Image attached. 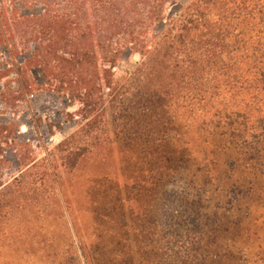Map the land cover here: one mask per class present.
<instances>
[{
    "label": "trees",
    "instance_id": "16d2710c",
    "mask_svg": "<svg viewBox=\"0 0 264 264\" xmlns=\"http://www.w3.org/2000/svg\"><path fill=\"white\" fill-rule=\"evenodd\" d=\"M33 1L44 13L5 24L0 12V40L9 48L26 27L17 47L33 45L29 64L46 77L42 87L78 106L84 124L60 144L55 166L43 160L9 182L0 177V251L21 212L50 208L37 168L55 173L60 163L73 172L115 143L125 193L153 201L142 237L151 264H264L249 251L264 204V0H190L168 18V0ZM63 1L71 16L53 11ZM160 22L164 33L152 35ZM125 50L140 60L121 83L115 70ZM17 81L19 102L32 85L21 72ZM10 132L12 125H0V137ZM3 155L0 148V165ZM106 203L109 211L122 205ZM61 263L82 264L78 254Z\"/></svg>",
    "mask_w": 264,
    "mask_h": 264
},
{
    "label": "rangeland",
    "instance_id": "374dc122",
    "mask_svg": "<svg viewBox=\"0 0 264 264\" xmlns=\"http://www.w3.org/2000/svg\"><path fill=\"white\" fill-rule=\"evenodd\" d=\"M189 1L168 0L163 15L166 18L178 15L182 6ZM27 2L0 0V12L4 14L5 24L13 17L30 18L44 13V4L33 0ZM53 11L66 16L72 14L70 3L66 1L57 2ZM93 17L97 18L92 22L97 29V38H100L101 22L98 18L101 16L94 13ZM166 27L167 22L158 23L152 35L161 36ZM23 31L27 32L26 27L15 34L16 42L11 41L9 48L0 40V83L4 85L0 91V125H12L13 131L0 137L5 161L0 165L3 182L11 181L36 162L47 160L55 166L60 144L84 124L77 113L78 106L72 108L64 96L42 87L46 77L40 68H30L29 64L33 45L25 43L23 47H17L22 46L20 42H25L27 38L23 40ZM139 60L138 55L125 50L115 70V78L122 83L127 73L136 70ZM32 66H35L34 63ZM18 70L26 75L32 85L28 96L20 98L19 102L15 101L20 96ZM110 107L112 103L108 97V115ZM68 114H72L73 118L69 120ZM50 125L53 126L52 130L49 129ZM15 148L19 149L21 162L26 168L21 169ZM120 149L113 143L111 148L102 151L96 158L85 159L73 172L64 171L60 163L55 167V173L53 169L46 171L44 165L37 168L34 172L47 177L44 189L53 197L50 208L45 214H35L32 208L21 212L11 228L9 244L1 247L0 264H62L61 261L77 258V254L82 264H151L142 237L153 219V201L151 196L132 198L125 193L121 170L125 159ZM53 180L54 190L51 189ZM115 198L122 205L116 203L115 207L113 204L116 211H109L107 207L110 204L106 202L109 200L112 203ZM60 206L65 220L60 219ZM259 207L254 218L255 237L249 243L250 256L254 261L264 257V204ZM95 209L99 211L98 216Z\"/></svg>",
    "mask_w": 264,
    "mask_h": 264
},
{
    "label": "built area",
    "instance_id": "2783aa9c",
    "mask_svg": "<svg viewBox=\"0 0 264 264\" xmlns=\"http://www.w3.org/2000/svg\"><path fill=\"white\" fill-rule=\"evenodd\" d=\"M30 97H33V95H31Z\"/></svg>",
    "mask_w": 264,
    "mask_h": 264
}]
</instances>
